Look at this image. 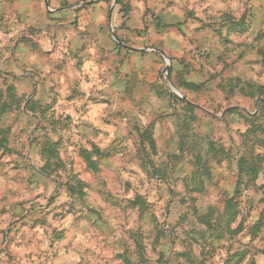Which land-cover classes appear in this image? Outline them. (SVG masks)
<instances>
[{"label":"rangeland","instance_id":"obj_1","mask_svg":"<svg viewBox=\"0 0 264 264\" xmlns=\"http://www.w3.org/2000/svg\"><path fill=\"white\" fill-rule=\"evenodd\" d=\"M43 1L0 0V264H264V0Z\"/></svg>","mask_w":264,"mask_h":264},{"label":"trees","instance_id":"obj_2","mask_svg":"<svg viewBox=\"0 0 264 264\" xmlns=\"http://www.w3.org/2000/svg\"><path fill=\"white\" fill-rule=\"evenodd\" d=\"M237 26L240 27V25H237ZM183 86H184L185 89L190 90V91H198L200 89V87H201L200 85H196V84L191 83V82H184ZM187 107L190 108V109L192 108V106H189V105ZM262 133L264 134V129L262 130ZM211 149H213V147H211ZM82 157H83V159H84V161L86 163V166L89 169H94V170L96 169V164H95V162H93L91 160V155L90 154L82 153ZM199 162H200V164L203 163L201 159L199 160ZM239 167L241 168L240 169L241 172L239 173V178L245 177L248 180V182H252L258 176L259 165L257 163H247L246 160L241 159ZM261 190H262V195H263L262 204L264 206V185L261 187ZM231 204H232L231 200L228 201L227 206H226V208L228 210H230L232 208Z\"/></svg>","mask_w":264,"mask_h":264},{"label":"crops","instance_id":"obj_3","mask_svg":"<svg viewBox=\"0 0 264 264\" xmlns=\"http://www.w3.org/2000/svg\"><path fill=\"white\" fill-rule=\"evenodd\" d=\"M104 9V7H103V4L102 3H97V5L95 6V12L97 11V12H99V11H102ZM102 12H99V14L100 15H102L101 14ZM101 18V17H100ZM81 25V24H80ZM95 26V27H91V28H89V27H85V26ZM90 25H85L82 29H88L87 31H92V32H95L96 31V28L98 27V29H99V27H101V25H103L101 22H96V23H94V25L91 23ZM74 38V37H73ZM76 39V38H75ZM78 40V39H77ZM85 41V40H84ZM98 44V43H97ZM74 46H75V44H74ZM96 45H92L91 46V48H90V50H89V52H90V54L91 55H96V54H98V49L100 50V47L98 48L97 47V49H95L96 47H95ZM74 49V51L77 49V47H73ZM68 50V49H67ZM67 50H66V52H67ZM106 51H108V50H106Z\"/></svg>","mask_w":264,"mask_h":264},{"label":"water","instance_id":"obj_4","mask_svg":"<svg viewBox=\"0 0 264 264\" xmlns=\"http://www.w3.org/2000/svg\"><path fill=\"white\" fill-rule=\"evenodd\" d=\"M93 1H94V0H90L89 2L85 3L84 5H89V4H91ZM114 1H115V0H114ZM43 3H44V7H45V9L49 11V8H48V0H44ZM111 12H112V9H111ZM109 20H110V19H109ZM125 48L130 49V50H133V51H141V50L134 49V48H131V47H125ZM156 52L160 53V54L162 55V57H164L166 60H168L167 57H166V55H165L162 51H160V50H156ZM166 70H167V67L164 69L163 72H166ZM181 99H182L186 104H188V105H192V104H191L190 102H188L185 98L181 97Z\"/></svg>","mask_w":264,"mask_h":264}]
</instances>
